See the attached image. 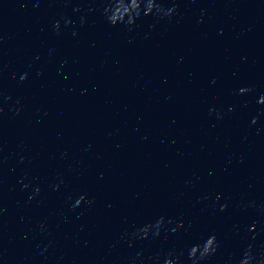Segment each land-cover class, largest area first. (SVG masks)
<instances>
[{"label":"water","instance_id":"obj_1","mask_svg":"<svg viewBox=\"0 0 264 264\" xmlns=\"http://www.w3.org/2000/svg\"><path fill=\"white\" fill-rule=\"evenodd\" d=\"M0 264H264V129L112 116L3 132Z\"/></svg>","mask_w":264,"mask_h":264},{"label":"clouds","instance_id":"obj_2","mask_svg":"<svg viewBox=\"0 0 264 264\" xmlns=\"http://www.w3.org/2000/svg\"><path fill=\"white\" fill-rule=\"evenodd\" d=\"M112 0H109V5L111 4ZM108 8H105V15H106V18L108 19V21L113 24V25H116L117 23H126L127 25H132L134 24L135 22V19L134 20H128V19H124V18H120L119 16H108L106 13L108 11ZM175 11L174 8H170V9H167V12L164 16H171L172 13ZM145 15H148V14H145ZM56 28L58 29L59 28V23L57 22L56 24ZM26 75L25 74L24 76L21 77V79H25L26 78ZM251 89H241V92H247V91H250ZM261 103H264V99H262L260 101ZM255 122V121H253ZM37 193L39 192V189H36ZM84 199L83 196L80 197V200H78L76 203L79 204L80 201H82ZM226 207V206H225ZM223 210V208L221 209ZM254 230V228L252 229ZM215 244H216V238L215 236H212L210 237L204 244V251L203 253L201 254V256H206V255H209L212 251H214V248H215ZM247 260L250 259V256L246 257Z\"/></svg>","mask_w":264,"mask_h":264}]
</instances>
